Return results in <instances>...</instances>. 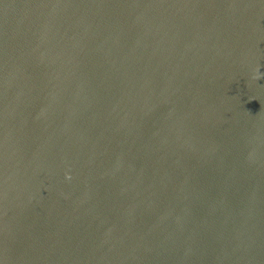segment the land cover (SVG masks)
I'll list each match as a JSON object with an SVG mask.
<instances>
[{"label": "water", "instance_id": "obj_1", "mask_svg": "<svg viewBox=\"0 0 264 264\" xmlns=\"http://www.w3.org/2000/svg\"><path fill=\"white\" fill-rule=\"evenodd\" d=\"M0 264H264V0H0Z\"/></svg>", "mask_w": 264, "mask_h": 264}]
</instances>
